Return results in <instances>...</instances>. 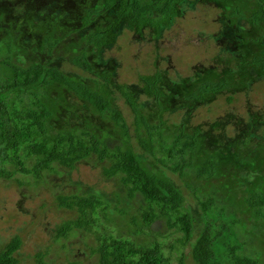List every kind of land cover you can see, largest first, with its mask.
<instances>
[{"label": "rangeland", "instance_id": "rangeland-1", "mask_svg": "<svg viewBox=\"0 0 264 264\" xmlns=\"http://www.w3.org/2000/svg\"><path fill=\"white\" fill-rule=\"evenodd\" d=\"M103 1L0 0V39H11L21 47L10 54L12 63L26 66L54 57L60 69L89 87L99 86L107 92L110 106L118 109L129 125L130 141L123 140V129L112 122L111 113H99L53 82L44 89L31 85L26 92L11 91L5 102L22 97V109L31 100L46 106L49 115L44 117V128L50 136L83 128L87 123L99 141L131 146L143 169L167 180L179 192L181 207L193 217V230L185 238L166 224L164 215L152 222L153 230L143 227L138 218L131 222L130 218L146 207L145 202L138 194L131 198L125 195L121 175L105 178L102 167L106 162L98 161L93 153L75 162L71 169L54 165L51 170H41L39 177L19 172L14 162L8 161L1 166L6 173L0 175V251L17 237V264H38L34 257L38 252L42 264H95L100 241L97 231L127 238L137 246L159 242L166 264H180V258L183 264H196L191 258L194 238L206 223H211L209 231L220 234L212 242L216 264H231L225 253L232 245L255 264H264V215L255 216L245 202L250 190L264 193V72L248 64L264 49V22L254 25L229 15L224 7L229 3L239 5L247 16L256 8L257 0H179L173 5L175 14L162 21L161 27L139 31L124 27L117 33L114 46L86 47L74 31L79 15L97 6L92 25L105 27L115 15V7L107 9L101 6ZM46 35L57 38L53 55H46ZM82 46L95 71L105 73L107 81L96 76L80 77L86 72L68 61ZM156 73L154 88L159 91L160 106L141 92L140 76ZM206 80L223 81L225 86L199 95L197 87ZM123 93L135 98L148 124H158L160 119L162 135H174L181 124L193 135L196 144L182 174L158 164L155 158L160 152L139 143L138 139L145 141L156 131L151 134L141 128L136 132ZM164 107L166 110H162ZM25 162L31 167L34 157L25 158ZM201 164L212 168L213 173L197 176L195 168ZM91 188L112 199L109 218L94 222L90 231L72 226L66 235L57 237L56 229L78 215L75 207L59 206L57 196L81 195ZM208 196L222 209L218 216L210 212L205 215L200 208L198 198ZM260 210L264 213V204ZM215 228L217 231H213Z\"/></svg>", "mask_w": 264, "mask_h": 264}, {"label": "trees", "instance_id": "trees-1", "mask_svg": "<svg viewBox=\"0 0 264 264\" xmlns=\"http://www.w3.org/2000/svg\"><path fill=\"white\" fill-rule=\"evenodd\" d=\"M178 1L104 0L101 6L107 9L115 7L113 9L115 15L106 23V26L92 25L93 17L98 10V7L94 6L86 8L85 13L79 15V25L74 31L80 34V39L86 47L91 46L95 49L111 47L114 46L117 33L124 27L136 31L161 27L162 21L169 20L175 14L176 7L173 5ZM224 7L228 10L229 15L240 17V19L245 18L254 25L259 21L264 22V0H257L256 8L247 16H243L239 5L229 3ZM43 41L46 55H53V51L57 49V38L46 35ZM261 41L264 42V33L261 36ZM84 48L82 46L81 49H78V54L68 58V61L79 70L86 72L84 75H79L80 77L87 79L88 76H96L97 79L101 78L103 81H107V75L97 73L85 57ZM20 50L21 47L16 45L13 40L0 39V175L3 172L6 173L1 166L8 161H13L19 172L39 177L41 170H51L54 165L71 169L75 162L81 161L93 153L98 161L106 162L102 167V175L105 178L121 175L120 182L125 195L131 198L138 194L145 202L146 207L139 211L136 217L132 216L131 222L138 218L143 227L153 230L155 226L152 222L157 220L159 215H164L169 227L178 229L185 238H188L193 230V217L189 214V210L181 207L179 192L167 180L160 179L143 169L131 146L124 147L122 144L115 145L109 141H99L87 123L83 128L63 130L50 136L44 128V117L49 115L46 106L37 100H31L29 106L22 109L24 107L22 97H17L10 103L5 102V99H9L7 95L11 91L16 94L20 91L26 92L32 86L44 89L53 82L66 91L72 92L99 113H111L112 122L123 129V140L130 141L127 127L129 125L125 123V119L118 109H113L110 106L107 92H103L99 86L89 87L82 79L60 69L58 61L54 57H47L42 62L35 61L26 66L12 63L10 54ZM248 64L256 67L260 72H264V49L251 57ZM157 78V73L151 76H140L143 83L141 92L151 96L149 98L154 99L160 106L159 91L154 88ZM224 86L223 81L206 80L198 85L197 92L199 95L213 93L223 89ZM130 95L123 93L132 114L131 124L135 126L136 132L138 133L141 128H145L147 133L152 130L156 131H153L155 135L145 141L138 139L139 143L150 151L160 152L155 158L158 164L182 174L183 169L189 163L191 149L196 144L193 135L186 133L182 124L176 128L174 135H162L159 128L160 119H157L158 124L155 122L148 124L142 112L137 108L135 98ZM33 96L35 95L33 94ZM190 96L194 97L193 94ZM162 110H166V107ZM153 156L155 157L154 154ZM28 157H34L31 167H28L25 162V158ZM207 161L212 167L211 161L209 159ZM195 173L197 176L203 177V173L211 174L213 169L206 168L201 164L195 168ZM57 201L59 206L75 207L78 213L74 220L66 221L56 229L57 237L66 235L73 227L90 231L91 227L94 228V222H98L102 218H109L107 212L110 213L109 206L112 204L110 197L100 190L92 188L81 195H58ZM213 202V198L209 196L198 198V204L205 215L210 212L218 216L222 209H218ZM245 202L249 208L254 209L252 212L255 216L264 215L260 210L264 204L263 192L250 190ZM112 207L114 208V205ZM218 225L219 223L214 227ZM210 226L211 223H206V228H203L201 233L194 238L191 258L196 264H216L217 253L212 248V242L220 234L219 232H210ZM139 228H137L138 231ZM216 229L213 231H217ZM95 233L100 238L99 249L96 252L98 259L95 264H166L164 250L159 242L137 246L131 244L127 238L113 237L97 231ZM19 245V238L12 237L0 251V264H17L18 261L14 253ZM237 248L232 245L225 253L231 264H255V260L240 254L237 252ZM41 256L40 252L34 256L38 264H42ZM179 262L183 264L182 258Z\"/></svg>", "mask_w": 264, "mask_h": 264}]
</instances>
